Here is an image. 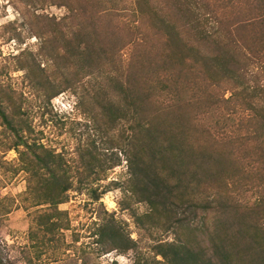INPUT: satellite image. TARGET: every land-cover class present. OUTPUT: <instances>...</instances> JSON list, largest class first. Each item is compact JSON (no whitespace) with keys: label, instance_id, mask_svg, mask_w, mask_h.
Segmentation results:
<instances>
[{"label":"trees","instance_id":"16d2710c","mask_svg":"<svg viewBox=\"0 0 264 264\" xmlns=\"http://www.w3.org/2000/svg\"><path fill=\"white\" fill-rule=\"evenodd\" d=\"M21 1L31 33L42 41L33 55L48 64L41 67L39 61L30 74L45 106L75 83L85 85L83 75L104 69L116 75L112 82L121 101L98 100L101 114L91 117L96 124H125L120 207L140 227L158 233L152 254L135 264H264V0ZM52 5L65 7L66 14L58 18L31 9ZM145 6L158 21L156 36L145 27ZM115 18L126 32L118 20L112 26ZM128 46L132 53L120 55V66L117 54ZM143 59L141 67L156 68V86L171 101L161 110L149 106L132 81ZM70 69H78L72 79ZM182 85L190 98L179 90ZM97 86V92L105 89ZM25 98L12 87L2 89L0 123L15 137L6 147L22 157L15 166L27 179L22 204L37 212L42 206L31 229L39 245L66 227L59 204L67 201L74 178L89 181L101 160L86 149L85 166L73 171L61 153L30 138ZM131 203L146 209L137 212ZM96 233L107 251L126 252L136 244L113 214Z\"/></svg>","mask_w":264,"mask_h":264},{"label":"rangeland","instance_id":"374dc122","mask_svg":"<svg viewBox=\"0 0 264 264\" xmlns=\"http://www.w3.org/2000/svg\"><path fill=\"white\" fill-rule=\"evenodd\" d=\"M20 6L21 0H0V97L2 89L6 91L11 87L24 94L26 97L23 101L24 108L29 112L28 121L33 128L30 138L39 137L46 146L61 153L73 171L77 167L85 166L82 152L86 149L97 152L101 167H98V172L85 183L79 182L77 177L74 178V185L69 191L67 201L59 204V209L65 211L63 222L66 227L61 231H55L51 236H45L46 240L36 245L31 238V229L36 225L35 218L42 210V206L38 207L40 209L37 212V207L26 208L22 204L21 194L27 187L26 174L24 170L15 171V166L21 164L22 157L17 149L6 147V142L13 143L15 137L9 128L0 123V259L5 264H135L138 258L144 259L152 254L151 247L158 233L140 227L130 210L120 207L122 191L117 184H124L127 171L123 151L125 124L118 122L114 125L109 120L96 124L91 117V114H101L98 100L110 96L116 102L121 101V96L112 82L116 75L107 69L83 75L82 81L86 82L85 85L75 83L53 97L52 102L45 106L43 97L36 94L31 85L30 74L37 72L39 61L42 60L41 67H47L48 64L40 55L35 57L33 55L41 48L42 41L31 33L33 25L30 24V20L25 19L19 10ZM146 7L145 27L149 34L156 36L154 23L158 24V21L156 22L153 13H150V8ZM31 9L58 18L66 14V8L63 6L52 5L45 8L35 6ZM127 17L125 14L121 16L123 19ZM117 20V18L112 20V26L115 28ZM49 23V20L44 21L45 25ZM118 23L120 32H126L119 20ZM37 26L34 24V27ZM49 27L50 31L59 34L58 30L54 31L51 26ZM159 36L162 37V34ZM60 40L59 44L62 45L64 40L62 38ZM130 47L123 49V53L119 51L117 64L120 65L121 54L127 55L126 58L130 56L132 53ZM143 63L144 59L141 63L137 62V70L133 73L132 81L135 88L149 98L148 105L161 110L171 101L162 93L160 86H156L158 80L154 78L156 68L153 67L150 71L143 70L141 67ZM75 73L78 74V69L76 71L70 69L71 79ZM58 78L63 80L60 74ZM120 78L122 79L121 75ZM98 83L103 84L105 89L95 91ZM185 87L187 86L179 87L183 96L188 93ZM88 88H93L92 92L87 91ZM85 95V100L89 102L83 107L80 102ZM187 98H190V93L187 94ZM20 148L23 150L25 146L21 145ZM98 193L100 198L96 199ZM130 205L137 212L146 209L144 203ZM112 214L125 234H129L136 242L135 246L126 252L118 249L107 251L98 239L96 233L98 225ZM43 236L42 232L38 233L39 239Z\"/></svg>","mask_w":264,"mask_h":264}]
</instances>
